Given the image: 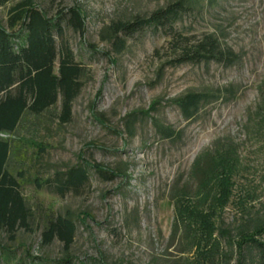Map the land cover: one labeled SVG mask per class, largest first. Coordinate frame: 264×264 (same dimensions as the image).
<instances>
[{
	"label": "rangeland",
	"instance_id": "obj_1",
	"mask_svg": "<svg viewBox=\"0 0 264 264\" xmlns=\"http://www.w3.org/2000/svg\"><path fill=\"white\" fill-rule=\"evenodd\" d=\"M18 1L0 4V25L7 27ZM34 1L50 15L81 9L84 36L64 24L63 38L84 67L82 88L68 122H60L58 103L26 143L20 184L34 216L28 230L0 231V264L8 255L22 264L62 257L61 242L42 243L47 214L73 219L77 262L101 252L116 264H205L208 254L209 264H242L241 229L256 233L264 223V0H184L190 9L174 29L197 38L214 34L241 55L231 67L167 65L170 37L153 28L127 37L120 52L106 37L113 22L147 17L177 0ZM189 90L219 97L189 119L172 103ZM157 124L175 136L164 137ZM220 147L234 150L237 168L227 184L214 178L201 187L192 164ZM97 164L116 177L102 178ZM77 165L88 171L77 190L59 195L39 187ZM256 237L264 240V232Z\"/></svg>",
	"mask_w": 264,
	"mask_h": 264
},
{
	"label": "trees",
	"instance_id": "obj_2",
	"mask_svg": "<svg viewBox=\"0 0 264 264\" xmlns=\"http://www.w3.org/2000/svg\"><path fill=\"white\" fill-rule=\"evenodd\" d=\"M10 1L0 0V4ZM187 4L184 0H177L147 17L136 16L133 20L113 22L106 37L120 52L125 47L127 37L153 28L157 32L164 31L170 37L173 56L167 65L174 67L215 62L231 67L239 63L241 55L223 46L214 34H203L197 38L174 29L175 22L190 9ZM64 24L84 36L85 17L80 8L64 7L55 15H50L34 0H20L8 11L7 27L0 25V231L5 230L10 234L18 228L30 229L34 216L20 184V179L24 177V170L21 169L26 159V143L34 141V134H37L43 123L42 117L46 113L50 114L58 103L60 122H68L73 101L82 88L84 67L76 61L72 49L63 38ZM58 37L60 44L57 42ZM218 97L211 92L189 90L174 98L172 103L185 118L191 119L198 114L204 102ZM156 103H153L152 108ZM157 129L167 138L176 134V130L170 126L157 124ZM237 164V157L231 147H220L214 152L204 150L194 160L191 174L200 180V186L204 188L214 178L227 184ZM95 168L102 178L112 180L116 177L114 171L106 167L97 164ZM87 180V169L84 165H77L65 172H57L44 183L38 184L39 187L45 186L64 195L77 190ZM180 195L187 196L185 189ZM179 216L184 220L181 214ZM44 222L42 243L49 245L58 240L64 250L62 257L46 260L45 264H116L108 261L101 252L99 257L89 258L87 262L75 261L70 252L76 233L73 219L47 214ZM241 232L244 234L238 244L239 263L264 264V240L256 237L264 232V223L256 233L248 234L249 231L244 228ZM209 259L208 254L204 259L205 264L213 263ZM4 260L7 264H22L21 261L12 262L14 258L10 255Z\"/></svg>",
	"mask_w": 264,
	"mask_h": 264
}]
</instances>
